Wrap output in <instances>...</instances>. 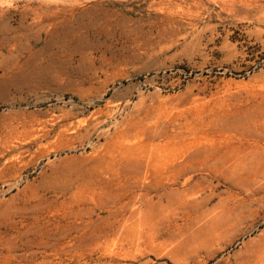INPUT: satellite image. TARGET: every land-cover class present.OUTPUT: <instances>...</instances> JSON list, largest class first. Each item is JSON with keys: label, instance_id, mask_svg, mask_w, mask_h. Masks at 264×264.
<instances>
[{"label": "rangeland", "instance_id": "rangeland-1", "mask_svg": "<svg viewBox=\"0 0 264 264\" xmlns=\"http://www.w3.org/2000/svg\"><path fill=\"white\" fill-rule=\"evenodd\" d=\"M0 264H264V0H0Z\"/></svg>", "mask_w": 264, "mask_h": 264}]
</instances>
